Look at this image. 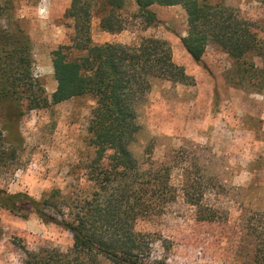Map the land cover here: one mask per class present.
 Segmentation results:
<instances>
[{
    "label": "rangeland",
    "instance_id": "rangeland-1",
    "mask_svg": "<svg viewBox=\"0 0 264 264\" xmlns=\"http://www.w3.org/2000/svg\"><path fill=\"white\" fill-rule=\"evenodd\" d=\"M11 1L13 16L31 39L34 74L51 96L57 88L52 52L71 44L74 34L73 21L65 17L72 0ZM221 2L264 32V0ZM134 7L130 0L129 13ZM151 10L159 23L145 31L132 26L111 34L101 30L99 17L91 25L95 44H131L150 36L165 40L175 63L194 79V85L155 81L138 105L140 129L132 153L143 169H151L150 159L167 165L177 199L160 216L138 221L136 228L150 235L153 260L240 264L246 220L264 213V91L241 86L235 61L220 48L209 46L200 62L193 60L182 43L188 26L181 6L154 5ZM0 26L6 21L1 19ZM95 106V99L84 95L24 115L18 160L1 168L0 189L37 201L66 196V209L80 196L92 195L95 153L88 128ZM4 124L0 111L1 129ZM186 193L202 208L218 211L219 219L201 221ZM72 245L70 232L43 223L32 210L14 214L0 207V264H24L25 250L65 252Z\"/></svg>",
    "mask_w": 264,
    "mask_h": 264
},
{
    "label": "trees",
    "instance_id": "trees-1",
    "mask_svg": "<svg viewBox=\"0 0 264 264\" xmlns=\"http://www.w3.org/2000/svg\"><path fill=\"white\" fill-rule=\"evenodd\" d=\"M129 1H71L65 17L73 21L74 34L71 44L52 52L57 88L51 96L34 74L31 39L13 16L12 1H0V20L6 21L0 26V111L5 123L0 128V170L18 160V145L23 142L19 123L29 111L84 95L96 101L88 128L95 153L90 167L92 195L80 196L66 209V196L57 202L37 201L0 189L1 208L14 214L32 210L43 223H54L73 236V245L65 252L25 250L24 264H167L152 259L150 235L136 228L138 221L160 216L166 204L177 199L167 165L150 159L151 169H143L132 153L140 129L137 109L155 81L194 85V79L175 63L163 39L93 43L94 17L100 18L101 30L111 34L132 26L145 31L159 23L152 6L179 5L188 26L182 43L193 60L200 62L209 46L220 48L235 61L241 86L264 91V32L237 9L221 0H133L135 10L129 13ZM186 194L201 221L219 219L218 211L202 208L199 200ZM241 243L240 264H264V213L246 220Z\"/></svg>",
    "mask_w": 264,
    "mask_h": 264
}]
</instances>
